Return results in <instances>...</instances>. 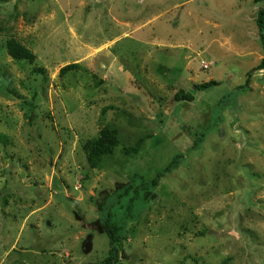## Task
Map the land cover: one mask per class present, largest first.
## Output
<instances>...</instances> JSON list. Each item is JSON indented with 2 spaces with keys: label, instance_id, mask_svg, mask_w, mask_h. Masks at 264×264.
<instances>
[{
  "label": "rangeland",
  "instance_id": "1",
  "mask_svg": "<svg viewBox=\"0 0 264 264\" xmlns=\"http://www.w3.org/2000/svg\"><path fill=\"white\" fill-rule=\"evenodd\" d=\"M260 7L0 1V264L98 263L109 239L96 228L97 201L106 210L132 175L153 179L175 157L154 200L136 216L142 192L136 218L117 223L125 231L117 264H264ZM9 38L35 62L13 60ZM69 64L77 68L61 74ZM209 80L219 85L195 90ZM179 90L193 101L176 100ZM103 127L118 131V145L90 169L82 144ZM139 141L138 153L125 152Z\"/></svg>",
  "mask_w": 264,
  "mask_h": 264
},
{
  "label": "trees",
  "instance_id": "2",
  "mask_svg": "<svg viewBox=\"0 0 264 264\" xmlns=\"http://www.w3.org/2000/svg\"><path fill=\"white\" fill-rule=\"evenodd\" d=\"M2 1V0H0ZM254 4H261V7L256 13V18L254 19V23L258 29L259 38L258 40L261 42V44L264 46V0H252ZM5 49L7 54L13 59L17 61H23L29 64H33L35 62V55L24 45L20 44L16 39L9 38L5 43ZM77 68L76 65L69 64L61 69V74H65L68 71L75 70ZM264 69V58L260 61V63L257 65L254 70H263ZM253 70V71H254ZM251 76V73H247V79L244 83V85L236 87L234 92L238 93L240 90H245L246 87L249 84V78ZM219 85L218 82L214 80H209L205 83H201L198 85H195L194 88L196 91H204L208 90L209 88L213 86ZM180 93L176 95V100L179 101H193L194 97L190 92L184 93L182 90H179ZM179 95V97H178ZM28 118L30 121H32L31 117L28 115ZM202 136H196V139L193 141V150L198 149L200 144L202 143ZM118 131L116 129H112L109 127H103L97 138L95 139H88L83 142L82 147L86 154V161L88 164V167L90 169H95L98 167L99 163L102 161L104 156L111 155L113 153L114 148L118 145ZM142 141V140H141ZM139 141L130 149H126V153H138V151L141 149L142 142ZM182 156V155H181ZM179 159L180 157H175L172 161H170L166 167L163 169L162 172H168L170 173L173 169H175L179 165ZM162 172L157 173L153 179L145 180L139 175H132L129 178V181L127 185L122 186L118 188L119 190H116V196L114 200H116L114 203L110 204V207L105 208V202H99L97 201V209L99 210V220L97 221V231L100 234H105L109 239L108 244V250L106 255L103 257L101 261H99L96 264H117L119 260V255L123 250L122 247V241L124 239V229L123 226L118 225V222H125L129 219H135L132 215L134 210H137L134 206V203L139 201L141 199L140 194L142 193V199L140 200L142 202V207L137 210V215L139 216V213L145 206L154 200V188L158 185V181L162 177ZM149 189H152L150 191ZM104 197H100L99 199H102L104 201ZM127 198V210L125 217H121L118 219V213L117 208L115 206L119 205L124 199ZM101 203V204H99ZM132 210V211H131ZM105 211V212H104ZM127 217V219H126Z\"/></svg>",
  "mask_w": 264,
  "mask_h": 264
},
{
  "label": "water",
  "instance_id": "3",
  "mask_svg": "<svg viewBox=\"0 0 264 264\" xmlns=\"http://www.w3.org/2000/svg\"><path fill=\"white\" fill-rule=\"evenodd\" d=\"M81 250L84 254H88L92 250V234L87 235L85 241L81 245Z\"/></svg>",
  "mask_w": 264,
  "mask_h": 264
}]
</instances>
